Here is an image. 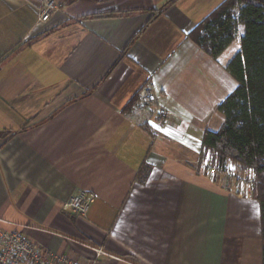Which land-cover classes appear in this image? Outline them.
<instances>
[{
	"label": "crops",
	"instance_id": "1",
	"mask_svg": "<svg viewBox=\"0 0 264 264\" xmlns=\"http://www.w3.org/2000/svg\"><path fill=\"white\" fill-rule=\"evenodd\" d=\"M42 1L0 0V218L84 263L78 241L95 264H263L259 201L204 171L240 45L189 34L225 0H55L40 23ZM81 190L87 217L63 209Z\"/></svg>",
	"mask_w": 264,
	"mask_h": 264
},
{
	"label": "trees",
	"instance_id": "2",
	"mask_svg": "<svg viewBox=\"0 0 264 264\" xmlns=\"http://www.w3.org/2000/svg\"><path fill=\"white\" fill-rule=\"evenodd\" d=\"M189 36L214 59L234 42L240 45L227 65L238 85L218 106L225 115L221 128L205 131L202 157L213 152L222 164L233 159L254 170L264 264V0H225Z\"/></svg>",
	"mask_w": 264,
	"mask_h": 264
},
{
	"label": "built area",
	"instance_id": "3",
	"mask_svg": "<svg viewBox=\"0 0 264 264\" xmlns=\"http://www.w3.org/2000/svg\"><path fill=\"white\" fill-rule=\"evenodd\" d=\"M57 8L55 0H43L42 6L39 8V22L48 21ZM142 98L144 102L152 103L157 100L158 96L152 89L145 88ZM167 117V109L159 107L157 119L164 121ZM204 171L212 177L220 174L230 179L238 193L242 195L253 194V186L256 181L254 170L241 168L233 159H227L222 164L216 154L208 152ZM96 197L97 195L93 191L81 190L64 202L63 209L73 211L80 217H87L90 205ZM78 242L95 253V257L87 263L82 262L78 257L56 252L43 244L32 241L21 226L0 218V264H95L104 256L112 257L103 247L95 246L89 241Z\"/></svg>",
	"mask_w": 264,
	"mask_h": 264
},
{
	"label": "rangeland",
	"instance_id": "4",
	"mask_svg": "<svg viewBox=\"0 0 264 264\" xmlns=\"http://www.w3.org/2000/svg\"><path fill=\"white\" fill-rule=\"evenodd\" d=\"M234 45L238 46V41H236V42L234 43Z\"/></svg>",
	"mask_w": 264,
	"mask_h": 264
}]
</instances>
